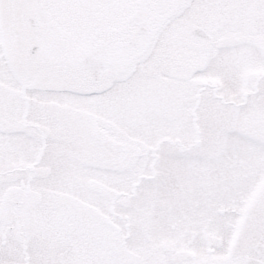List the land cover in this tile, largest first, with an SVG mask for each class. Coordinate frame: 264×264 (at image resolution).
<instances>
[{"label": "snow or ice", "instance_id": "6c2138e0", "mask_svg": "<svg viewBox=\"0 0 264 264\" xmlns=\"http://www.w3.org/2000/svg\"><path fill=\"white\" fill-rule=\"evenodd\" d=\"M0 264H264V0H0Z\"/></svg>", "mask_w": 264, "mask_h": 264}]
</instances>
